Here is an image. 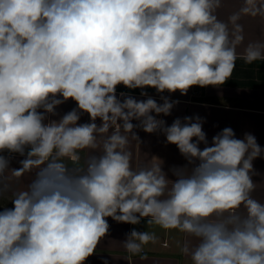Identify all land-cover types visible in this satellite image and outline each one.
Listing matches in <instances>:
<instances>
[{
  "label": "clouds",
  "instance_id": "1",
  "mask_svg": "<svg viewBox=\"0 0 264 264\" xmlns=\"http://www.w3.org/2000/svg\"><path fill=\"white\" fill-rule=\"evenodd\" d=\"M220 6L0 0V152L27 149L21 169L0 155V194L11 187L7 173L17 181L33 175L12 192L13 207L0 211V264H84L108 234V217L132 225L147 218V226L186 233L195 241L181 249L190 264H264V202L252 195L253 161L264 149L255 136L238 139L226 127L209 145L198 115L170 126L156 118L178 101L116 93L123 85L186 95L192 86L226 83L238 59L264 60V42L237 53L238 21L264 16V0H242L227 23L216 15ZM69 99L77 108L45 123ZM81 113L90 122L78 123ZM137 127L177 146L187 165L171 170L174 180L161 163L133 168L128 147L130 138L139 142ZM155 241V233L133 229L122 243L137 255Z\"/></svg>",
  "mask_w": 264,
  "mask_h": 264
},
{
  "label": "crops",
  "instance_id": "2",
  "mask_svg": "<svg viewBox=\"0 0 264 264\" xmlns=\"http://www.w3.org/2000/svg\"><path fill=\"white\" fill-rule=\"evenodd\" d=\"M241 6L242 0H221V6L217 9L216 15L219 20L227 23L228 18ZM238 23L242 26L243 35V41L237 47L238 54H242L244 48L251 42H264V16L243 15ZM229 27L231 28L232 25L229 24ZM253 64L263 68L264 60ZM250 66L242 59H238L232 78L226 83L217 87L192 86L186 95H181L179 91L159 94L154 88L128 89L123 85L117 86L116 93L121 99L123 97L120 94L123 93L138 101L152 97L157 103H163L161 95L168 96L171 101H178L170 115L160 114L156 118L164 120L166 126H170L177 118L183 121L184 117L198 115L204 121L202 128L209 145L216 134L230 127L238 139H243L245 133L253 134L257 143L264 149V84L257 83L264 77L259 79L254 71H248ZM141 91L146 92L147 96H141ZM74 108H77L76 102L71 99L67 100L56 107L55 115L47 114L45 123L51 120L58 121ZM88 122H90L89 115L81 113L78 123ZM96 123L99 125L101 121L97 119ZM133 123L138 124V121L134 120ZM134 131L139 137V142L130 138L128 147L132 154L133 168L151 167L153 164L161 163L168 178L174 180L175 176L171 170L187 165V161L180 154L177 146L166 143V137L159 131L149 134L139 127ZM200 147L203 149L204 145L201 144ZM90 154H92L90 151H86L81 153V156L86 158ZM0 155L9 159V169H21V162L26 159L27 149L24 156L7 151L0 152ZM253 166L256 173L253 176L256 189L252 195L255 199L264 202V153L253 161ZM7 176L11 181V187L9 191L0 194V203L5 202V198H10L13 191L26 187L33 178V175L29 173L23 174L18 181L12 177L11 172L7 173ZM106 219L110 225L109 232L84 264H190L189 257L184 255L181 249L185 245L194 244L195 241L186 233L178 229L147 226V218L142 219L137 225L118 223L111 217ZM133 229L141 232L149 231L156 235L155 243L144 246L143 251L137 255L128 253L122 243Z\"/></svg>",
  "mask_w": 264,
  "mask_h": 264
},
{
  "label": "rangeland",
  "instance_id": "3",
  "mask_svg": "<svg viewBox=\"0 0 264 264\" xmlns=\"http://www.w3.org/2000/svg\"><path fill=\"white\" fill-rule=\"evenodd\" d=\"M250 68L248 71H254L255 76L258 75V78L261 79V77H264V67L259 68L256 64H250ZM252 69V70H251ZM259 84H264V78L263 80L258 81ZM13 204L9 198H5V202L0 203V211H3L4 208H12Z\"/></svg>",
  "mask_w": 264,
  "mask_h": 264
}]
</instances>
